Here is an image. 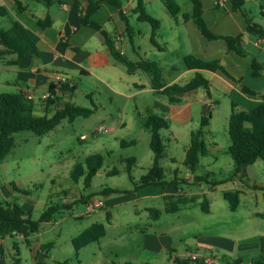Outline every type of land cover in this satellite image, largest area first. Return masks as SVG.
Segmentation results:
<instances>
[{"label":"rangeland","instance_id":"rangeland-1","mask_svg":"<svg viewBox=\"0 0 264 264\" xmlns=\"http://www.w3.org/2000/svg\"><path fill=\"white\" fill-rule=\"evenodd\" d=\"M174 1L182 5L183 10L192 7L189 0ZM144 2L147 12L161 20L155 40L166 49L161 50L152 42V25L138 21L135 14L131 15L130 20L137 30L136 36L133 42L125 36L120 45L129 59H139L140 53L158 61L162 65L166 82L172 81L176 73L184 72L179 82L186 83L196 72L185 64L184 58L192 50L179 37V29L175 25L177 20L169 12L164 0ZM255 15L260 18L258 10ZM4 21L8 22V19L0 15V25H4ZM106 28L115 31L113 22L109 21ZM117 36L120 42L123 34L119 31ZM90 46H95L96 50L88 49ZM84 47L95 52L90 60L96 66L89 64L91 73H77L73 76L61 71L59 74L75 79L78 83L74 93L67 92L64 100L92 108L94 112L89 117L79 116L74 121L66 118L43 135L33 131L15 133L14 149L0 162V199L21 204L26 210L32 211L34 219H39L52 201L70 203L73 208L44 220L39 231L30 236V244L18 234L0 240L6 264H36L33 251L47 243H53L49 251L50 258L46 259L49 264H144L155 253L151 251L156 243L154 239H157L154 236L168 235L174 244H181L180 248L187 247L195 251L199 249V242L207 245L205 241L197 240L206 235L214 233L238 240L248 235V228L254 222L248 216V211L257 206L258 202L264 207V190H247L251 192L243 194L239 209L232 211L224 190L234 188L233 182L230 180L220 184L215 192L210 193L214 200V213L207 214L195 206L176 213L165 212L164 197H148L145 196L149 193L147 188L136 189L135 182L152 166L155 157L150 146L152 130L146 124L148 116L166 114L165 105H169V98L154 91L150 74L143 71L129 74L124 64L113 59L108 48L103 51L99 48L94 37ZM7 68L6 62L0 60V93L18 90L13 83H4L16 77V73ZM203 73L210 75L206 71ZM53 79L57 82L54 74ZM202 92L205 89L200 88L186 119L182 122L171 119L168 121L169 127L160 131L166 147L161 162L166 167L168 177L174 176L176 169L183 176L191 173L184 162L192 132L201 128V117L206 105L205 100L201 99ZM212 95L216 103L210 109L212 119L204 133L207 148L212 150L201 158V164L209 165L208 170L217 173L215 177L232 179L234 160L229 152V121L231 101L235 97L216 88ZM187 103L185 99L183 104ZM101 126L106 127L107 131H99ZM94 153L103 154L105 164L94 178L93 186L86 188L84 178L76 182L71 172L77 162H84ZM131 156L136 157L137 163L129 168L126 158ZM263 166L264 161L260 159L250 166L248 172L264 181ZM197 173H205V170L198 168ZM105 186L119 190L109 194L113 198L111 206L87 213L83 217L78 216L86 212V204L79 203L82 195L99 191ZM196 188H193L194 192ZM188 191L191 192V189ZM96 197L104 199L101 194H95L92 198ZM151 206L163 211L159 219L151 216L146 209ZM137 209L138 213L135 211ZM108 212L112 213L111 223L107 220ZM95 222L105 223L107 234L99 242L90 243L77 253L73 238ZM18 256L21 263L16 260ZM40 259H44L42 253Z\"/></svg>","mask_w":264,"mask_h":264},{"label":"trees","instance_id":"trees-1","mask_svg":"<svg viewBox=\"0 0 264 264\" xmlns=\"http://www.w3.org/2000/svg\"><path fill=\"white\" fill-rule=\"evenodd\" d=\"M109 3L117 8L120 19L125 23V30L121 33L123 36H128L133 42V36L136 33L135 27L131 23V15L135 14L138 21H146L152 25V42L163 50V46L159 45L155 40L156 33L161 27V20L147 12L144 0H138L137 6L131 13L124 11L123 0H89L86 7L81 8L80 26H90L97 31H100L104 37V42L108 46L114 60L124 64L128 73L135 74L138 71H143L151 76L152 88L157 94L165 95L171 102H181L180 95L191 92L198 88H204L210 94L212 83L201 70L207 69L211 71H222L228 77L237 81L243 92L257 96L258 92L251 90L244 85L241 79L234 77L224 66L220 59L206 60L195 54H188L185 58V64L189 69H196L195 76L186 83L175 82L167 84L163 77V69L161 64L144 55H140L138 60L129 59L125 52L120 47L118 36L111 34L103 28L102 24L93 19L95 13L99 11L103 3ZM233 11H240L246 18L247 31L259 34L264 37V28L261 24L254 22L249 17L244 9L246 0H230ZM18 3V0H17ZM166 7L173 16H177L181 12V6L174 0H164ZM193 11L184 13L183 17L186 20L194 19L196 25L201 30L202 34L209 40L224 39L231 50L242 54L239 44L243 40V34L239 35H219L216 34L206 22L203 13L202 0H193ZM0 12H2L0 10ZM3 15H8L3 12ZM39 24L42 27H47L52 24L50 16L45 19H40ZM66 45H69L65 41ZM9 54H17L20 60L25 56L31 55L39 57L41 51L32 38L28 29L17 19H11L10 25L0 27V59H6ZM16 62H10L14 64ZM254 74L260 75V69L263 67L257 61L253 62ZM78 88V83H73L71 79L58 83H51L49 90L51 96L41 105L42 109H37V101L29 98V89L18 88L16 91L0 93V162H2L8 154L12 152L16 145L14 134L20 131H33L38 135H43L55 127H57L64 119L68 118L74 121L79 116L89 117L94 110L92 108L74 104L71 100L65 101L64 96L67 92L74 91ZM71 92V93H72ZM262 101L255 107L250 109H239V105L232 101V112L229 121V134L231 143L229 152L234 160L233 177L248 179L247 168L254 164L257 160L264 161V94L261 95ZM212 117V112L202 116L201 128L193 131L191 142L186 151L185 165L196 173L200 166L202 156L207 155L208 146L204 139L205 127L209 126ZM147 126L152 130V138L150 146L155 153L154 162L151 167L135 182L136 189L156 186H169L177 189L184 188L181 184L195 185L199 182H206L211 187L230 180V178L215 179L213 172L196 174L193 180L180 177L175 172L174 176L168 177L166 167L161 162L166 147L163 143V137L160 133L162 128H168V120L158 114H150L148 116ZM128 167L136 165L137 159L134 156L126 158ZM105 164V156L100 153L89 155L84 162H77L71 172L72 178L79 182L84 178L86 188L93 186L94 178L100 173V170ZM110 174V173H108ZM133 179V177H131ZM254 188L263 189L264 186L254 185ZM17 189V186L14 185ZM118 189L105 186L101 190L92 192L86 196L82 195L79 203H87L95 194L108 195ZM241 190H227L224 192L225 198L229 201L232 210H236L240 204ZM165 211L168 213L176 212L181 209L185 203L195 201L194 196L181 192L179 194H169L164 196ZM73 208L70 203L61 201H52L42 212L39 219H34L31 210H26L21 204L9 200L0 199V240L7 236L15 234L25 238L27 243H31L30 236L40 229L41 223L52 218L55 214L64 212L66 209ZM202 208L208 212L210 210L207 205V200L202 202ZM150 213L155 218L159 219L163 213L158 207L150 208ZM112 213L108 212L107 220L111 221ZM107 234V226L103 222H95L87 227L82 233L73 238V244L77 253L85 246L93 242H99ZM53 243L42 244L39 249L38 257L43 253L44 259H37L36 264H49L46 259H49V251ZM19 251L18 246L16 245ZM17 262L21 263V258H16ZM0 263L6 264V257L3 244L0 242ZM203 264L199 260H192L189 257H176L174 264Z\"/></svg>","mask_w":264,"mask_h":264},{"label":"crops","instance_id":"crops-1","mask_svg":"<svg viewBox=\"0 0 264 264\" xmlns=\"http://www.w3.org/2000/svg\"><path fill=\"white\" fill-rule=\"evenodd\" d=\"M189 1L192 2V7L189 10H183V6L180 5L181 12L174 17L177 20L175 25L177 26V29H179V37L182 38L185 44L190 46L192 50L190 54H195L206 60L220 59L227 70L234 77L241 79L244 85L248 86L251 90L258 92L257 96H251L244 93L240 84L228 77L222 71H211L207 69L201 70L202 73L203 71L210 73V75L203 74L209 78L212 83L210 94L207 93L206 90L201 93V99H204L206 104L203 116L208 114L210 109L216 103V100L212 95L214 88L222 93L231 95V97L234 96L235 99H232V101H235L239 105V109H250L255 107L262 101L261 95L264 94V37L247 31V21L245 16L240 11L232 10L230 0H202L204 8L203 16L209 27L219 35L243 34V40L239 44V48L243 52L242 54H239L236 51L231 50L224 39L209 40L202 34L194 19L191 18L186 20L183 17L185 12L191 13L193 11V0ZM88 3L89 0H18V3L17 0H0V10L2 11L0 12V15L1 17H6L8 19V22L4 21V25H0V27L10 25L12 18L19 20L28 29L41 51V55L39 57L28 55L20 60H17V54H9L6 59H0L6 62L8 71L10 70L16 73V77L13 81L6 80L4 83H13L17 88L29 89V91L35 90L36 95L39 96L40 93L49 88L51 83H57L55 79H53V74L55 73H61L62 71L65 74L73 76L77 73L90 74L91 71L89 64H92L93 66H96V64L90 60L93 59L92 57L95 52L89 51L88 49L93 48V50H96V48L95 46H90L88 49H85L84 46L91 40L92 37L98 41L99 48L102 51L108 48V46L104 42V37L100 31H97L90 26H80L81 8L86 7ZM123 3L124 11L131 13L137 6L138 0H123ZM244 9L254 22L261 24L264 28V0H246ZM257 10L260 13V18L255 15V11ZM3 12H7L8 15L4 16ZM47 16H50L52 24L47 27H42L39 24V20L45 19ZM93 19L101 23L103 28L106 30H108L106 28L107 23L109 21L113 22L115 25V31H108L114 35H117V32L119 31H124L126 27L125 23L119 18L117 8L107 2L102 4L99 11L93 16ZM136 33L134 34L133 39L136 36ZM139 33H141V31ZM124 38L125 36L122 37L120 43H122ZM65 41L69 45H66ZM120 47L122 51H124L122 45H120ZM139 48L141 49V47ZM164 48L166 49V47H163V49ZM108 51L110 53L109 48ZM135 51H138L136 46ZM140 55L142 54L139 53V56ZM106 59L109 60V57L106 56ZM254 61H257L263 66L259 71V76L254 74ZM10 62L16 63L9 64ZM190 70H194L195 72L197 71L196 69ZM183 73L184 72H178L175 76H173L172 81L165 82L167 84L179 82V80L183 78L181 76ZM71 81L73 83H77L75 79L71 78ZM199 91L200 88L181 94V102L174 103L169 100V105H165L167 113L163 114V116L168 121L172 119L176 122H182V120L186 119L189 112L188 110L191 109L195 101L193 99H195ZM185 99L188 100L187 104H183ZM36 101L37 109L40 111L43 107L41 105L43 102H40L37 99ZM211 150L212 149L208 148L207 154H209ZM201 160L199 168L204 169L205 172H213L214 178L216 180L220 179L215 177L217 173L213 170H208L209 165L201 164ZM251 165L247 168L246 173L248 179L246 181H243L238 177H233L232 179L230 178L233 182L234 188L224 190V192L234 189L241 190L239 207L242 203L243 194L251 192L247 190L257 189L253 187L254 185L264 186V181L258 180V177H255L256 175L251 176L249 174L248 171ZM176 170L179 175L180 173L178 169ZM190 172L191 173L184 174V176L182 174L179 176L187 178L188 180H193L196 174H200L197 172L194 173L191 170ZM230 180L223 183H227ZM186 186V188L180 189L156 185L143 188H147V191L149 190V193L145 194V196L148 197H164L165 195L179 194L181 192L195 197V201L183 204L181 209L176 212H180L184 209H190L195 206L200 207L201 210L207 214L214 213V200L212 199L210 193L215 192L220 184L211 187V185L206 182H199L195 185L191 184ZM187 188H190L191 192H189ZM193 188H196L197 191L194 192L195 189ZM200 188H203L202 191H199ZM157 189H159V191H156ZM104 200L106 203L104 206L105 208L111 206L110 204H112L113 201L112 196L109 194L104 195ZM204 200H207V205H209L210 210L208 212L204 211L202 208V202ZM152 207L156 206L146 207V209L150 211V208ZM239 207L236 210H232L231 207L230 209L232 211H237ZM135 211L138 213L139 209ZM85 215H87V212L81 213L78 216L83 217ZM248 216L252 218L254 222L248 228L250 233L242 240H238L230 236H219L213 233L211 235H206L207 237L197 239L205 241L207 245L199 242L197 247L199 249H196L195 251L187 247L180 248L181 244H174L172 238L168 235L160 237L154 236L157 239H154L156 243H154V248H151V251L155 253L151 256L152 258H150V260L148 259L149 261H146L144 264H174L176 257L185 258L188 257L191 252H205L208 254L218 255L222 258L224 264H230L235 261L245 263H264V207L259 205L258 202L257 206L248 211ZM111 222L112 221H109V223ZM39 249L33 251L35 262H37V259L40 258V256L38 257ZM147 257L149 256L147 255ZM164 259L166 261H164Z\"/></svg>","mask_w":264,"mask_h":264},{"label":"built area","instance_id":"built-area-1","mask_svg":"<svg viewBox=\"0 0 264 264\" xmlns=\"http://www.w3.org/2000/svg\"><path fill=\"white\" fill-rule=\"evenodd\" d=\"M54 75L57 79V83L65 81L67 79L59 73H55ZM50 96H51V92H50L49 88L46 89L45 91H43L42 93H40L39 96H37L35 94L34 90H31L29 92V98H33L35 100L37 99L40 102H45ZM99 131H102V132L107 131V128L104 126H101ZM105 204H106L105 200L102 198H99V197L92 198L86 203V212L87 213L94 212L98 209L103 208L105 206ZM188 257L191 258L192 260H199L203 264H224L222 258L218 255H215V254L191 252L188 255ZM147 264H154V263H147ZM230 264H264V263H261V262L245 263V262H241V261H235V262H231Z\"/></svg>","mask_w":264,"mask_h":264}]
</instances>
